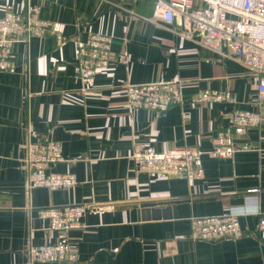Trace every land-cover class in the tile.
Wrapping results in <instances>:
<instances>
[{
	"label": "crops",
	"instance_id": "obj_1",
	"mask_svg": "<svg viewBox=\"0 0 264 264\" xmlns=\"http://www.w3.org/2000/svg\"><path fill=\"white\" fill-rule=\"evenodd\" d=\"M30 4L54 32L15 43L12 67L0 69V264H264V120L237 138L232 157L204 153V175L191 181L140 171L132 156L139 144L209 150L234 106L261 101L250 70L154 20V0H0V17ZM92 34L113 39L108 59L87 44ZM173 79L183 99L166 113L128 104V83ZM205 88L232 90L236 101L202 100ZM35 140L61 143L65 160L52 169L76 184L31 186ZM67 205L87 206L80 226L51 230L40 209ZM233 207L246 211L239 235L193 238V217ZM66 237L78 261L31 258L32 246Z\"/></svg>",
	"mask_w": 264,
	"mask_h": 264
},
{
	"label": "built area",
	"instance_id": "obj_2",
	"mask_svg": "<svg viewBox=\"0 0 264 264\" xmlns=\"http://www.w3.org/2000/svg\"><path fill=\"white\" fill-rule=\"evenodd\" d=\"M152 18L177 27L176 32L186 39L196 40L211 47L223 57L240 61L257 80L261 101L256 109L236 107L230 113L228 129L212 138V146L204 151L198 145H179L160 151L152 145L139 144L133 159L140 171L158 178L178 177L193 180L204 175L200 164L204 153L212 158L232 157L239 149L237 138L245 135L264 120V0H154ZM54 32L53 23L40 17V5L30 4L25 11H7L0 17V69L12 67L15 43L27 41L35 35ZM113 39L108 35L92 34L87 44L97 48L101 57L108 59ZM82 79L83 76L77 75ZM87 80V78L82 79ZM184 84L173 79L152 83L126 85L128 104L164 114L183 99ZM200 99L234 103L235 94L229 89L205 88L198 92ZM188 117V113H185ZM65 160L63 147L55 140L31 141L26 162L33 187L67 189L77 183L74 173L57 172L54 165ZM86 205H67L41 208L39 213L49 220L48 227L60 232L79 227V219ZM242 207H233L220 215L192 218V236L213 240L237 236L241 232ZM264 230V215L261 219ZM31 258L46 261H78V246L68 237L46 241L31 247Z\"/></svg>",
	"mask_w": 264,
	"mask_h": 264
}]
</instances>
